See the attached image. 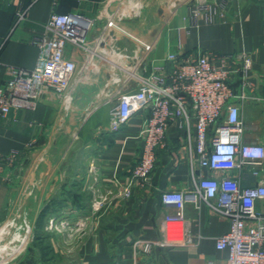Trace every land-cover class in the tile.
I'll list each match as a JSON object with an SVG mask.
<instances>
[{"label":"crops","instance_id":"obj_1","mask_svg":"<svg viewBox=\"0 0 264 264\" xmlns=\"http://www.w3.org/2000/svg\"><path fill=\"white\" fill-rule=\"evenodd\" d=\"M164 1H173L171 6L176 9L144 15L139 9L132 13L127 0H86L82 4L61 0L57 5L54 0H0V86L6 81L7 67H35L39 50L32 40L42 34L50 13L75 11L96 18L92 41L100 45L98 48L102 39L110 43L107 25L116 23L123 32H117L120 47H126L124 36L136 39L140 58L149 68L153 61L166 64L164 60L171 53H249L253 62L251 97L238 102L245 123L243 141L264 145V0H228L226 10L213 24L198 28H191L188 0ZM20 10H26V17L15 27ZM73 57L83 66V55L75 52ZM236 64L232 62L234 67ZM117 77L120 83L115 82ZM239 78L235 77V89H239ZM126 80L122 70L97 60L79 73L69 102L62 98L44 100L34 110L12 111L6 118L0 117V154L19 153L15 166L0 173V223L22 210L35 216L37 227L51 200L59 204L56 214L67 220L58 229L69 233L77 227L79 216L87 218L81 233L68 234L66 239L54 234L50 243L56 255L51 258H43L34 241L3 264H226L229 252L218 250L215 239L230 230L229 220L205 205L196 208L192 203L185 206L184 219L193 242L157 246L147 255L137 251L140 241L162 239L161 223L168 213L175 212L173 206L161 202L162 191L189 192L192 181L185 142L171 131L166 147L157 150L156 166L148 180L143 186L135 184L131 197L122 195L121 185L131 180L142 152L139 132L143 116L131 120L118 133L109 129L110 111L118 94L127 89ZM221 175L215 172V176ZM240 180L245 187L254 183L249 170ZM97 196L106 198L100 210L91 204ZM31 199L35 207L27 205ZM257 207L263 209L264 201ZM6 222L0 230L12 227Z\"/></svg>","mask_w":264,"mask_h":264},{"label":"built area","instance_id":"obj_2","mask_svg":"<svg viewBox=\"0 0 264 264\" xmlns=\"http://www.w3.org/2000/svg\"><path fill=\"white\" fill-rule=\"evenodd\" d=\"M60 1L54 0L55 5ZM72 1L82 4L86 0ZM127 3L132 13H138L139 1ZM227 6L228 0H188L191 28L213 24ZM25 17L26 10L17 12L15 27ZM96 24V18L79 12L62 14L53 10L42 34L32 40L39 50L35 67L6 69V81L0 86V117L6 118L12 111L34 110L44 100L62 98L69 102L79 73L97 60L108 62L115 70H122L127 79V89L118 94L110 111V131L118 133L131 120L143 116L139 132L142 152L131 180L121 185L122 195L131 197L134 185L143 186L148 180L156 166L157 150L166 147L171 131L183 138L191 166L189 192L161 193V202L175 208L161 223L162 239L140 241L137 251L147 255L157 246H186L193 242L184 219L185 206L192 203L196 208L205 205L229 220L230 230L215 239L218 250L229 252L226 264H264V208L257 207L259 201H264V145L243 141L245 123L238 104L251 97L250 54L171 53L164 60L168 67L153 61L149 68L137 49L120 47L118 33L122 29L114 22L107 25L110 43L102 39L103 49L93 44ZM75 52L84 56L83 66L73 57ZM237 76L239 89L234 87ZM115 82L120 83V78ZM18 160V152L0 154V173L14 167ZM246 170L254 178L248 187L242 186L240 180ZM215 172L222 175L217 177ZM95 198L93 209L100 210L106 198ZM86 219L78 220L77 225L84 228Z\"/></svg>","mask_w":264,"mask_h":264},{"label":"rangeland","instance_id":"obj_3","mask_svg":"<svg viewBox=\"0 0 264 264\" xmlns=\"http://www.w3.org/2000/svg\"><path fill=\"white\" fill-rule=\"evenodd\" d=\"M139 10L144 12V15H146L147 12L153 13H158L159 11H173L175 10V6H171L173 1H164V0H139ZM143 16V15H142ZM143 19V18H142ZM157 26L160 24H153V26ZM123 39H126V47L129 48V50H134L136 49L137 45L139 44L136 39H131L130 37L124 36ZM120 45V43H119ZM121 46V45H120ZM123 46V45H122ZM28 206L35 207V200L31 199V201L27 202ZM96 203V198L93 197L91 199V204L93 205ZM20 206V205H19ZM60 217H64V215L58 216L56 215H51L48 216L47 219L45 220L46 222L44 223V231L42 232L43 235L47 236V242L50 243V239L54 238V234H61L63 238H68V234L74 235L75 233L78 234L79 232H82V229L79 225L72 231H62L61 228L62 223L67 221L66 219H62ZM67 218V217H65ZM83 217L79 216L75 222L78 220H81ZM10 220V221H8ZM8 220L5 222L8 224H12V227L10 225V229L7 231L0 230V264H3L4 260H7L10 256L12 257H17L20 254L24 252L26 249L25 246L29 242H34L35 237L37 234V227L34 225L35 223V216L30 215V214H25L24 212L22 213V210L19 211L17 214H14L11 216ZM51 220H53V225L51 226ZM5 222H1L0 225H2ZM28 223V225L26 224ZM26 224V225H25ZM22 225V226H20ZM20 226V227H19ZM29 229H28V227ZM80 227V228H79ZM18 228V230H17ZM81 230V231H80ZM75 231V232H73ZM65 238V239H66ZM25 243V244H24ZM24 244V245H23ZM28 245V244H27ZM67 246H64L63 249L67 250ZM56 255L53 251L48 252V256L52 257Z\"/></svg>","mask_w":264,"mask_h":264},{"label":"trees","instance_id":"obj_4","mask_svg":"<svg viewBox=\"0 0 264 264\" xmlns=\"http://www.w3.org/2000/svg\"><path fill=\"white\" fill-rule=\"evenodd\" d=\"M63 202V201H62ZM58 203L55 200H51L45 207L43 214L39 217L37 224V234L35 237V241L38 243V247L40 250V254L43 258H51L48 256V252L53 251L51 243L47 242V236L43 235L44 231V223L48 216L55 215L59 210Z\"/></svg>","mask_w":264,"mask_h":264},{"label":"bare ground","instance_id":"obj_5","mask_svg":"<svg viewBox=\"0 0 264 264\" xmlns=\"http://www.w3.org/2000/svg\"><path fill=\"white\" fill-rule=\"evenodd\" d=\"M180 4V3H179Z\"/></svg>","mask_w":264,"mask_h":264}]
</instances>
